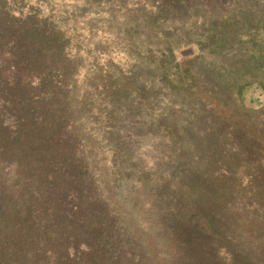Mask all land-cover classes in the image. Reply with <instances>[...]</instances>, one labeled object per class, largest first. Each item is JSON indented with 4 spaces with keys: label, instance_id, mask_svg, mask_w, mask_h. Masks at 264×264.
<instances>
[{
    "label": "trees",
    "instance_id": "trees-1",
    "mask_svg": "<svg viewBox=\"0 0 264 264\" xmlns=\"http://www.w3.org/2000/svg\"><path fill=\"white\" fill-rule=\"evenodd\" d=\"M52 1L0 0V264H264V0H90L165 56L82 84Z\"/></svg>",
    "mask_w": 264,
    "mask_h": 264
},
{
    "label": "rangeland",
    "instance_id": "rangeland-1",
    "mask_svg": "<svg viewBox=\"0 0 264 264\" xmlns=\"http://www.w3.org/2000/svg\"><path fill=\"white\" fill-rule=\"evenodd\" d=\"M6 1L10 6L12 5L17 8V13L19 10H23V13L26 14L30 8L34 6L37 0ZM40 6L42 14L48 13L51 7H54V11L59 13L58 15L60 17H62V12L68 16V25L71 27V31L74 28V32L71 33L72 39H70V46L73 54L76 52L78 53V80L81 84L86 72H90V77H94L96 81L100 82L102 76L106 78V75L112 72L119 75L120 72L128 71L132 64L135 63L136 57H143V62L146 66H150V64L152 65L153 63L152 67H154V65H158L161 58L164 59L165 55H163L162 51H160L161 48L158 43H155L153 48L144 50L145 53L142 54L143 56H141V54L138 55L136 52L129 53L124 45L128 41V38L123 33L124 26H122V20L119 19V24L116 25L115 23L109 30L110 24L106 12H110V10L106 8L103 10L102 6H100L97 11L90 5V0H67L64 2L62 0H54L50 2L49 5L43 4ZM114 15L119 17L120 13L114 11ZM75 18H77V22L74 24L71 20ZM120 31L122 32L121 36L124 38L123 43L122 38L119 36ZM116 34H118V37ZM156 46L159 47L158 52H156ZM150 49L151 51L148 52ZM187 49H191L192 54L186 57L182 56V52ZM196 54H198L196 45H183L175 50V57L166 55V61L168 60V62H166V68L172 66V63L169 62H171L174 58L177 63H180L184 60L192 58ZM152 57L155 58L156 61H153ZM149 66H147L146 69H148ZM146 76H148V73ZM245 100L248 107H257L264 102V96L261 95L259 90L254 91L252 89H248L245 93ZM99 101L100 98L96 97V102ZM93 113H98V116H93ZM87 116L89 115H86V113L83 114V117L87 118ZM96 118L98 123H100L97 125V128H99V131L97 132L100 133L99 137H102V134L107 131V128L105 127V124H101V122H103V117L99 116L98 107H95L92 113H90V125L96 121ZM104 143L100 145L99 157H102V155L103 157L107 156L108 145L104 146ZM11 180H14V178L12 177ZM65 244H67V242L62 243L61 245V264H84L86 262L89 255L86 249L85 251L82 250L84 246H80V248L76 249L72 240H68L69 252L67 253H69V258H66L64 254L65 250L63 248ZM56 252H59V250L57 249ZM48 256L49 255H47V257ZM43 260L45 261L44 258Z\"/></svg>",
    "mask_w": 264,
    "mask_h": 264
},
{
    "label": "water",
    "instance_id": "water-1",
    "mask_svg": "<svg viewBox=\"0 0 264 264\" xmlns=\"http://www.w3.org/2000/svg\"><path fill=\"white\" fill-rule=\"evenodd\" d=\"M192 54V50L191 49H187L185 51L182 52V56L186 57Z\"/></svg>",
    "mask_w": 264,
    "mask_h": 264
}]
</instances>
